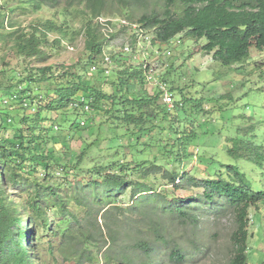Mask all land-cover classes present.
Instances as JSON below:
<instances>
[{
  "label": "trees",
  "instance_id": "obj_1",
  "mask_svg": "<svg viewBox=\"0 0 264 264\" xmlns=\"http://www.w3.org/2000/svg\"><path fill=\"white\" fill-rule=\"evenodd\" d=\"M27 1L36 10L44 7L55 9L59 4V0ZM77 1L84 3L87 8L81 29L78 31L69 33L63 29L65 21L61 23L58 19H47L32 24L27 32L24 29H15L8 34L13 37L17 53L27 60V72L23 77L17 73L2 72L0 91L6 90L24 103L31 97L28 88L31 82L41 83L55 79L56 85L47 87L44 92L41 91L39 95L33 97V101L38 98L43 111L71 109L72 112L68 111L71 115L90 113L94 107L98 108L104 100L109 99L112 105L107 111L122 112V115L113 116L121 119L124 128L116 137H112L113 144L115 139H120L127 132L131 134L129 140L131 148L145 143L143 138L147 146L152 147L155 138L157 144L154 145L158 153L148 159H139V155H136L135 161L131 162L125 157L113 159L108 164H103L101 160L97 164L93 162V165L87 166L82 161L88 148L83 149L79 157L73 161L63 160L49 153L46 146L54 124L42 125L47 120L49 122V118H44L39 111L33 112L38 118L32 119L24 115L20 117L14 125L16 127L4 126L0 121V264H40V261L43 264V259L40 260L41 257L39 259L36 250L30 252L28 243L34 250L36 247L34 234L38 227H43L46 232L57 236V229L53 226L56 223V215L72 221L59 236L58 244L51 245L48 249L53 256L58 253L64 261H72L74 264H157L159 260L155 258V254L161 244L168 251L169 261L165 264L183 263L186 258L185 251L179 244L170 245L169 238L161 233L162 223L158 219L161 210L155 200L165 203L172 196L171 212L178 214L182 221L189 222L197 219V215L190 211L191 198L188 196L179 198L166 188H155L146 182V179L164 169L165 164H159L157 162L159 159L175 164L182 163L188 158L189 146L198 136L197 129L193 125L183 128L173 121L175 116L173 110L183 108L185 100L176 101L177 107L168 109L158 88L154 86L157 90L151 93L146 85L145 89L149 92L144 91L140 95L130 96L136 85L147 83L141 65L133 58L130 59L133 63L132 66H128L127 73L117 76L114 82L119 85L120 96L115 93L108 94L94 86H87L81 74L72 71L75 67L84 70L87 65L103 64L104 45L108 36L114 34L116 26V22L108 19L111 28L105 31L97 21L95 22L99 16L111 14L109 7L113 0ZM118 2L130 4L129 0ZM155 2L160 3L161 10L154 8L151 12L142 13L136 20L131 14L124 17L128 25L137 23L140 25V31L148 32L151 46L157 45L154 46V52L157 54L162 51L163 44H171L177 35L183 32L196 39L205 38L206 43L201 46L202 50L212 54L214 60L226 66L232 67L248 59L251 47L264 49V0H155ZM63 14L67 15L65 11ZM2 15L0 12V17ZM121 25L127 27L126 23ZM52 31L58 33L53 40V43L57 44L66 38L73 42L75 37L82 33L85 39V56L74 66L61 64L57 70L54 64H33L29 59H48L43 45L49 41ZM139 32L129 42L133 48ZM124 46L125 43L121 45V55H125ZM168 50L165 51L164 57L160 54L156 59L163 57L171 60L173 53L167 55ZM92 72L102 76L109 75L103 70ZM162 80L169 84L167 79ZM172 88L170 87V90L173 92ZM83 97L91 106L90 112L82 110ZM4 99L5 97L3 101ZM75 102L79 103V107L73 106ZM195 106L198 107V104ZM6 113L11 115L10 111ZM0 115H3L1 110ZM64 120L68 121L66 118ZM79 122L77 121V126L80 127ZM12 127L20 132L19 141L7 135ZM117 144L121 145L119 142ZM244 147L246 144L238 139L227 151L233 156L244 157L247 161L256 158L261 163L264 153L260 151V146L251 145L248 149ZM210 156L207 153L200 154V162L209 163L208 177L202 181L194 176H180L178 171L167 169L164 177L177 189L188 186L203 187L204 190L198 197L201 202L211 204L212 208L219 209L220 213L232 210L235 229L230 237L232 254L226 264H247L252 236L251 212L253 208L259 209L260 205L264 204V190H255L251 177L241 170L239 165L233 163L214 165L216 158ZM62 171L64 175L59 176ZM211 171H215L217 177H209ZM132 174L141 175L145 180L130 178ZM186 183L188 185H185ZM126 188L131 189L134 197L133 203L127 208L115 201V197L125 193ZM127 210L136 212L133 214L138 213L143 219L150 221L149 229L157 235L154 236L155 242L140 239L135 240L132 245L120 243V233L118 229L115 230V219L112 214H116L118 220L123 214L128 213ZM138 222L139 220L132 219L125 224L130 229L138 225ZM137 252H140L142 258L139 259L135 254ZM32 255L39 259V262L33 260Z\"/></svg>",
  "mask_w": 264,
  "mask_h": 264
},
{
  "label": "rangeland",
  "instance_id": "obj_2",
  "mask_svg": "<svg viewBox=\"0 0 264 264\" xmlns=\"http://www.w3.org/2000/svg\"><path fill=\"white\" fill-rule=\"evenodd\" d=\"M113 1L112 4L109 1L111 14L99 16L103 18L102 20L111 19L116 22L114 34L109 36L110 39L105 44V51L110 53L113 58L111 72L107 76H102L97 72H92L90 70L91 65H87L84 70L75 67L72 71L81 74L87 86H94L108 94L115 93L120 96L119 85L114 82L117 76H123L127 73L128 66H132L133 60L130 59L136 55L139 61L136 60L135 62H140L144 58L145 51L149 53L150 59L155 57L156 62H158V76L161 79H167L170 87H173L172 93L176 101L185 100L183 108L173 110L175 115L173 121L183 128L193 125L198 133L192 145L189 146L188 158L182 163L175 164L159 159L157 162L165 164L164 169L146 179V182L155 188H166L174 192V195L179 198H186L187 196L191 198L189 199V201L191 200L190 211L197 215L195 221H182L183 219L178 214L171 212L170 201L172 196L165 203L161 200H155L161 210L158 219L162 223V235L169 238L170 245L179 244L186 253L183 263L173 262L171 264H226L232 254L230 237L235 229L232 210L220 213L219 209H213L211 204L206 205V202H201V199L198 198L204 190L203 187L188 186L177 189L169 184L170 182L164 177V173L165 169L176 170L180 176H194L197 177V180L202 181L208 177L209 163L200 162V154L207 153L216 158L213 162L214 165L220 166L221 163L239 165L241 170L251 177L254 189L264 190V156L260 163V160L255 157V160L247 161L244 157L233 156L227 151L240 139L246 144L244 149H248V146L251 145H258L261 147L260 151L264 153V49L259 50L256 47H251L248 59L238 62L232 67L226 66L214 60L212 54L202 50L201 46L206 43L205 38L196 39L188 35L187 32H183L177 35L171 44L161 46L160 54L163 57L167 49L172 50L171 60L163 57L156 59V56L160 55L154 52L157 45L151 46V42L144 39L145 36H140L139 44L134 45L135 52L133 54L121 55V45L130 42L131 38L140 31L139 24L128 25L127 21L124 22L121 19L125 20L124 16L131 14L132 18L136 20L142 13L151 12L154 8L161 10L162 7L155 0H129L130 4H122L118 0ZM85 10H87L86 5L77 0H59L55 9L44 7L40 10L34 9L27 0H0V12L3 14L0 17V79L3 78L2 72L21 74V77L27 72L28 62L17 53V48L13 45V37L8 34L15 29H24L27 32L32 24L47 19H58L61 23L65 21L63 29L69 33L74 30L78 31L81 29ZM64 11L67 15L63 14ZM96 21L101 26L99 20L95 19ZM122 22L126 23L127 27H123ZM57 35L58 33L54 31L50 32L49 41L43 45L49 56L48 59H29L33 64H54L57 70L61 64L74 66L85 56V39L82 33L78 34L73 42L66 38L60 44L53 43ZM55 85V79L41 83H30L28 86L29 91H31L29 101L32 102V106L36 107L35 111L32 106L23 105L20 98H14L9 103H5L3 98L11 93H7L6 90L0 91V110L3 113L0 115L1 123L11 127L23 115L30 116L32 119L38 118V115L33 112L39 111V114L44 118H49V122L47 120L42 125L54 124L46 146L49 153L56 155L57 158L73 161L79 157L83 149L88 148L82 161L87 166L93 165V162L97 164L101 160L103 164H108L113 159L125 157L127 161L131 162L135 161L136 155H139V159H148V157L158 153L157 147L154 145L157 144L155 138L152 141V147H148L143 138L145 143L131 148L129 146L131 134L127 132L120 139H115L113 144L112 137H116L124 128L121 125V119L115 117L122 115V112L107 111L112 105V101L109 99L104 100L98 108L94 107L90 113H80L82 115H71L68 112H72L71 109L63 110L60 108L43 111L40 108L38 98L33 101V97L39 95L41 91L44 92L47 87ZM145 85L151 93L156 92L155 87L144 82L143 85H136L130 96H137L148 91L145 89ZM195 104H198V107ZM6 111H10L11 115H8ZM65 118L68 121L65 122ZM80 120H85V125L77 126V121ZM7 135L15 141L20 140V132L13 127L9 129ZM118 142L121 145L117 144ZM63 175V171L59 173V176ZM141 177V175H130V178L145 180ZM209 177H217V174L215 171H211ZM74 182L75 180H73ZM21 188L19 189L21 190ZM115 198V201L125 208L134 201L130 188H126L125 193L118 194ZM202 205L203 207H201ZM127 212L128 215L123 214L118 220H116L117 215L112 214L115 219V221L113 220L115 230L118 229L120 233V243L132 245L135 240L140 239L155 242L154 236L157 235L150 231V221L143 219L138 213L133 214L136 212L132 213L128 210ZM53 214L52 211L51 215ZM55 219L56 223L53 226L56 227L58 235H52L46 232L43 227H38L34 234L36 247L33 250L28 243L29 250L30 252L36 250L39 259L40 257V260L43 259V264H74L72 261H64L58 253L53 256L52 253L48 252L51 245L56 246L58 244L59 236L70 222L72 223L69 218L63 216L56 215ZM132 219L139 220V222L138 225L129 229L125 222ZM263 225L264 204H261L259 209L253 208L251 212L250 232L252 236L249 242L247 264H264ZM157 243L160 244V242ZM167 252V249H164L160 244V249L155 254V258L159 260L157 264H165L169 261ZM135 254L139 256V259L142 258L140 252ZM101 255L102 253L100 257ZM31 258L39 262V259L33 255ZM40 264H42L41 261Z\"/></svg>",
  "mask_w": 264,
  "mask_h": 264
},
{
  "label": "built area",
  "instance_id": "obj_3",
  "mask_svg": "<svg viewBox=\"0 0 264 264\" xmlns=\"http://www.w3.org/2000/svg\"><path fill=\"white\" fill-rule=\"evenodd\" d=\"M102 19H103L102 17L97 18V20H99V22L101 23L102 29L105 31H109V28H111V25L108 23V19H106V20H102ZM121 21L126 22L127 20L121 19ZM124 22H122V23H124ZM127 23H128V21H127ZM145 34H147V33H145L144 31H141L140 35L137 37L136 44H139L140 36H142V37L145 36L144 39H147L150 42L149 36L145 35ZM109 36H111V35H109ZM109 36H108V39H110ZM106 43H107V41H106ZM105 48H106V45H104V50H105ZM123 51L125 54H129V55L133 54L135 52L133 46L129 42L125 43V46L123 47ZM172 53H173L172 50L167 51V55H171ZM149 56H150L149 53L147 51H145L144 58L141 59L140 62H138V64H140L142 69H143L147 83L152 85L153 87L155 86L158 88L159 92L161 93L162 100L167 105L168 109H172V108L177 107L176 99H175L172 91L170 90L169 84L166 81L162 80L158 76V63L156 62V60L154 58L150 59ZM138 59L139 58L136 55L133 57L134 61H136ZM112 63H113L112 55L105 51L103 64L101 66L93 64L91 66V70L92 71L103 70V72L105 74H109L111 72ZM7 97L4 99L5 103H9L12 99L16 98V96L14 94H9ZM82 101H83L82 110L90 112L91 106L88 103V101H86V99L84 97L82 98ZM23 104L27 107L32 106V102H30L29 99L25 100V102ZM73 106L79 107V103L75 102V103H73ZM32 109L35 111L36 107L32 106ZM85 123H86L85 120H81L79 122L80 126L85 125Z\"/></svg>",
  "mask_w": 264,
  "mask_h": 264
}]
</instances>
